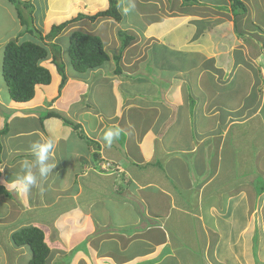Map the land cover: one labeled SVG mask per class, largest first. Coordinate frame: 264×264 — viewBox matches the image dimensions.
Wrapping results in <instances>:
<instances>
[{
	"label": "crops",
	"instance_id": "0c3cea01",
	"mask_svg": "<svg viewBox=\"0 0 264 264\" xmlns=\"http://www.w3.org/2000/svg\"><path fill=\"white\" fill-rule=\"evenodd\" d=\"M226 17L224 51L197 41L209 34L202 18L192 27L185 17L184 25L159 30L165 39L151 46L149 57L158 56V63L132 65L123 56L116 71L110 57L83 74L65 67L61 88V77L48 67L51 84L37 85L26 103L10 100L0 74V132L8 121L0 135V186L11 198L0 195L6 206L0 228L7 238L0 239V264H10L9 257L17 264L24 252L11 234L29 226L44 231L48 264H193L183 252L187 241L199 246L203 264H264L262 249L241 239L246 229L252 236L257 226L262 230L264 205L260 200L257 209L256 203L264 200V52L246 45L244 24L237 34L235 18ZM236 45L243 58L231 65ZM179 54L189 56L188 67L162 57ZM239 66L250 75L242 90L233 88ZM47 112L58 116L46 118ZM111 126L121 134L108 147L103 136ZM40 139L54 142L56 167L30 192L18 193L7 184L22 174L21 161L33 158L30 146ZM50 178L54 183L45 193ZM242 242L247 248L241 250ZM220 245L238 246L237 253L230 249L223 257Z\"/></svg>",
	"mask_w": 264,
	"mask_h": 264
},
{
	"label": "rangeland",
	"instance_id": "374dc122",
	"mask_svg": "<svg viewBox=\"0 0 264 264\" xmlns=\"http://www.w3.org/2000/svg\"><path fill=\"white\" fill-rule=\"evenodd\" d=\"M26 1H30V3H32L34 7L33 27L39 30L41 32V35L43 36H45L50 31L52 25H58L63 21L75 18L80 13L85 15H94L108 8V0H26ZM117 1L120 5V11L124 19L122 22L116 23L111 19H99L96 20L95 22L83 20L74 23L69 27H67L66 30L60 34L59 37H62L60 38L61 39L60 43H62L63 46H67V50H68V40L66 38L72 30H79L85 33L96 34L101 38V40L105 44L106 51L110 57V63L111 61L115 63L112 64L110 68L112 69V71L113 70L116 71V67H118L120 64L118 65L119 62L118 63L115 62L114 56L116 57L119 54L121 58V61L119 60L120 63H123V56L125 57V61L131 62L132 65L133 63H141L144 61L148 62L150 60L152 61V63H158V58H159L158 56L153 55L152 59H150L149 57L151 52V46L155 44H161V41L165 39L164 37L163 39L160 38L161 31L159 30H164V32H170L172 28L170 25L174 23L179 24V26H181L183 23L185 24V21H183L185 17L186 19H188L187 26H192V27L197 26L196 25V23L198 22L197 19L201 20L202 18V22H205L207 26L206 30H209V34L206 33L207 34L206 36H204L203 38H198L197 41L198 42L212 41L211 44H212V49L214 51L219 50L220 47L222 48V51H224L226 49L227 42L230 38L229 37L230 34H229V30L226 29V31L224 32L225 35L222 36V31L224 29V26L227 24L226 15L230 14L235 18V21L237 22V34H239V31H241L239 29L240 23L244 24L245 27L247 28V32L242 33L243 37L246 40V45L248 44L249 46H251L255 44L258 50L264 52L262 46H259V44L260 45L262 43L264 44V0H243V2L246 5V8L248 9V11L246 12L247 13L246 16H243L245 13L244 14L240 13L239 15L234 16L230 10L229 0H196V3L191 5L182 4V0H117ZM131 5H135V7H131ZM124 9H129V10L127 11V13H125ZM21 11L24 17H26V19L28 20L29 10L21 9ZM183 11H188V13L192 14L194 16L193 19H195L196 22L189 21L191 18H188L187 15H185V12ZM229 19H230L229 21H231V18ZM120 31L121 32L126 31L127 34L134 37V39L130 42V44L122 50H120L121 41L118 38V33ZM188 33H189L188 31L183 32L185 36ZM258 37L259 40L257 39ZM23 40L36 41V38L34 35L32 36L29 33L25 32L24 27L20 25L19 20L16 16V11L14 6L11 5L9 2H7V0H0V74H1V64H2L4 45L7 42H11V41L21 42ZM43 42L45 41H42L41 43ZM203 46H208V43H206ZM236 48L237 45L234 49ZM251 48L254 49V47ZM158 51L159 49L157 48V51L155 52ZM162 57L165 59L164 60L165 62L167 61L168 64L176 62L178 64L185 65L188 67V64L191 63V61L187 59V57L189 56L184 54H179V56H177L178 58L176 57V55L171 57L162 55ZM196 57L197 58L194 57L195 59L194 65H197L198 61H200L199 60L200 56L196 55ZM229 57H230L229 52L223 56V58L225 59ZM242 58H243L242 49L241 48L236 49L231 53L232 60L228 61V64L238 65L240 64V61L242 62ZM69 59L70 58L67 55L63 63L65 64L68 73L75 74V72L71 68ZM262 59L264 60L263 55H262ZM43 66H47V68L48 67L52 68V72L54 74L57 73L54 65L51 66L50 58L47 61L43 62ZM240 67L241 66H239L236 69L237 71L235 70L237 72V76L236 78L233 79L236 80L233 84L234 85L233 88H238L239 90H242L245 89L243 87L248 84L247 79L250 78V75L248 72H246L244 69ZM228 78L229 76H226V78L225 77L221 78L220 79L221 83L227 82ZM224 95L225 93H222L217 98L219 100H222V98H224ZM244 95L245 93H243L242 98L244 97ZM7 123L8 121L6 122V127H7ZM3 127H4V123H3ZM105 167H107L106 163L103 169ZM53 174H55V172H53ZM50 180L51 178L47 181V186L44 188V190L46 189L45 193H48V188L50 189L49 183H54V181L50 182ZM8 197L9 198H7V200L11 199L10 196ZM260 200L263 201L262 205H264L263 198L262 199L260 198L258 200V203H256L257 209L259 207ZM5 210H6V206L0 202V217L5 213ZM125 212H128V209L127 211L125 210ZM260 214L262 217L261 219L262 230H260L261 229L260 226L259 228L257 226L255 236H252L253 235L252 230L250 232V229L249 230L246 229L243 231L241 239L247 241L246 243L248 242L251 244L253 243V249L255 251L256 250L258 251L260 247V249H262L263 251L262 253L260 251V253L264 255V210L260 211ZM260 214L256 212V218L260 217ZM10 215H13V213H11ZM113 215L115 217L114 219H117L120 222L124 220V217L122 215L119 214L117 215L113 214ZM15 216L18 219L20 216L22 217V215L19 216V212H17ZM234 216H235L234 219L235 222L233 225L234 227L236 225L239 226L240 228L242 225L240 217L238 215H234ZM222 225L224 226L223 229H225V223H221V226ZM230 229H232V225ZM4 236L5 233L3 229L0 228V239H3L5 242H7V238L5 240V238H3ZM186 243L188 246L187 248L183 247L185 249L183 250V252L184 254L186 252L190 254V258H191L190 263L203 264V262H201V253L199 250V246L198 249H193L191 248L192 245H190L188 241ZM22 248L23 249L21 252L24 253L22 255L17 256V261H16L17 264H27L31 256L30 250L28 248L26 247H22ZM77 248L83 250L84 246L81 247L78 246ZM214 248H212L213 250L212 252L210 251V253H214ZM237 248L238 246L227 247L220 245L219 252L224 257L230 252L229 251L230 249H231V253L234 252L237 253L236 251ZM240 248L242 250V248L243 249L247 248V246H245L243 243V246L241 245ZM167 251L168 250H166V252ZM69 258L70 257L67 258V261ZM8 260L10 264H13V259L11 257H9ZM65 260H66L65 257L60 259V261L63 263H65ZM172 261L173 262L166 261V264H174V260ZM219 264H222V262H220ZM223 264L225 263L223 262Z\"/></svg>",
	"mask_w": 264,
	"mask_h": 264
},
{
	"label": "trees",
	"instance_id": "16d2710c",
	"mask_svg": "<svg viewBox=\"0 0 264 264\" xmlns=\"http://www.w3.org/2000/svg\"><path fill=\"white\" fill-rule=\"evenodd\" d=\"M229 1L230 9L234 16L240 13L244 14L247 11L246 6L241 0ZM7 2L14 6L16 16L20 25L24 27L25 32L32 36L34 35L36 38V41L23 40L21 42H7L3 47L1 74L9 98L14 103L29 102L34 97L37 85L46 86L51 84V72L47 67L42 65L49 58L51 64L54 65L57 73L61 77L59 88L64 85L67 79L65 75V64L63 63L67 55L70 58L72 70L78 74L97 69L109 61V55L104 50L103 42L96 34L72 30L66 38L68 40L67 50V46H63L60 43V38L62 37H59L67 27L83 20L95 22L99 19H111L116 23L124 20L118 1L108 0L107 9L94 15L80 13L75 18L63 21L58 25H52L50 31L43 36L39 30L33 27L34 7L30 1L7 0ZM195 3V0H182V4L184 5ZM21 9L29 10L28 20L24 17ZM118 38L121 41L120 50L126 48L134 39L126 31H120ZM42 41L45 42L41 43ZM119 58L120 54L114 57L116 63H118ZM47 114L45 115L46 118L58 116L52 112H47ZM67 123L73 126L75 130L80 128L70 121ZM6 130L7 127L5 126L3 131L0 132V135L6 133ZM0 195L9 196L2 186H0ZM11 240L16 247H26L30 250L31 256L27 264H48L50 247L46 242L44 231L40 227L29 226L20 228L11 234Z\"/></svg>",
	"mask_w": 264,
	"mask_h": 264
},
{
	"label": "clouds",
	"instance_id": "9594fccd",
	"mask_svg": "<svg viewBox=\"0 0 264 264\" xmlns=\"http://www.w3.org/2000/svg\"><path fill=\"white\" fill-rule=\"evenodd\" d=\"M131 7H135V5H131ZM128 10L124 9L125 13ZM120 134L121 129L119 127H109L103 136L106 146L110 147L119 138ZM54 149L55 144L51 139H40L32 142L30 151L33 158H26L21 161L22 174H18L15 180L7 184V187L16 190L18 193H28L33 187L38 186L42 180H46L56 167Z\"/></svg>",
	"mask_w": 264,
	"mask_h": 264
},
{
	"label": "built area",
	"instance_id": "2783aa9c",
	"mask_svg": "<svg viewBox=\"0 0 264 264\" xmlns=\"http://www.w3.org/2000/svg\"><path fill=\"white\" fill-rule=\"evenodd\" d=\"M107 166H109V165H107Z\"/></svg>",
	"mask_w": 264,
	"mask_h": 264
},
{
	"label": "bare ground",
	"instance_id": "6f19581e",
	"mask_svg": "<svg viewBox=\"0 0 264 264\" xmlns=\"http://www.w3.org/2000/svg\"><path fill=\"white\" fill-rule=\"evenodd\" d=\"M205 233V232H204Z\"/></svg>",
	"mask_w": 264,
	"mask_h": 264
}]
</instances>
